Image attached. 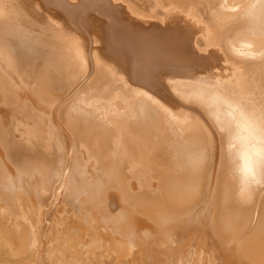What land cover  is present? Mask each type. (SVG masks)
Wrapping results in <instances>:
<instances>
[{"label":"bare ground","instance_id":"6f19581e","mask_svg":"<svg viewBox=\"0 0 264 264\" xmlns=\"http://www.w3.org/2000/svg\"><path fill=\"white\" fill-rule=\"evenodd\" d=\"M0 264H264V0H0Z\"/></svg>","mask_w":264,"mask_h":264},{"label":"rangeland","instance_id":"374dc122","mask_svg":"<svg viewBox=\"0 0 264 264\" xmlns=\"http://www.w3.org/2000/svg\"><path fill=\"white\" fill-rule=\"evenodd\" d=\"M53 10H54V9H53ZM40 11H41V10H40ZM40 11H39V12H40ZM40 13H41V12H40ZM168 27H174V26H173V25H170V26H168ZM163 91H164V92H163ZM161 93H165V94H162V95H164V96H168V97H170V98L173 97V96H170L171 93H169V92L166 91V90H163V89H162V90H161ZM178 102H179V101H178ZM179 103H180V102H179Z\"/></svg>","mask_w":264,"mask_h":264},{"label":"crops","instance_id":"0c3cea01","mask_svg":"<svg viewBox=\"0 0 264 264\" xmlns=\"http://www.w3.org/2000/svg\"><path fill=\"white\" fill-rule=\"evenodd\" d=\"M145 25V24H144ZM145 26H148V25H145ZM170 28H172V27H170Z\"/></svg>","mask_w":264,"mask_h":264}]
</instances>
